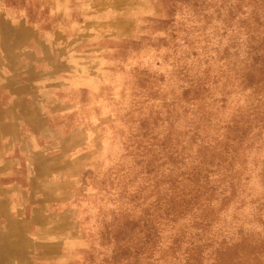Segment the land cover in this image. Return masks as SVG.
<instances>
[{
	"label": "rangeland",
	"instance_id": "rangeland-1",
	"mask_svg": "<svg viewBox=\"0 0 264 264\" xmlns=\"http://www.w3.org/2000/svg\"><path fill=\"white\" fill-rule=\"evenodd\" d=\"M262 68L264 0H0V264H264Z\"/></svg>",
	"mask_w": 264,
	"mask_h": 264
},
{
	"label": "trees",
	"instance_id": "trees-1",
	"mask_svg": "<svg viewBox=\"0 0 264 264\" xmlns=\"http://www.w3.org/2000/svg\"><path fill=\"white\" fill-rule=\"evenodd\" d=\"M262 74H264V68H262ZM254 75H255V73H254V71H253V73H252V75H249L248 77H249V79H253L254 78Z\"/></svg>",
	"mask_w": 264,
	"mask_h": 264
}]
</instances>
